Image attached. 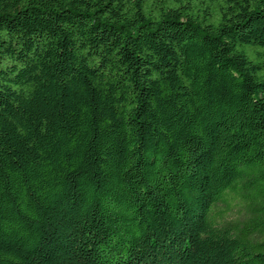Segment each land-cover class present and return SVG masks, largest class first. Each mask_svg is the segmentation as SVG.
Returning <instances> with one entry per match:
<instances>
[{"label":"trees","instance_id":"1","mask_svg":"<svg viewBox=\"0 0 264 264\" xmlns=\"http://www.w3.org/2000/svg\"><path fill=\"white\" fill-rule=\"evenodd\" d=\"M0 264H264V0H0Z\"/></svg>","mask_w":264,"mask_h":264},{"label":"rangeland","instance_id":"2","mask_svg":"<svg viewBox=\"0 0 264 264\" xmlns=\"http://www.w3.org/2000/svg\"><path fill=\"white\" fill-rule=\"evenodd\" d=\"M238 215V209L234 208L230 213H228V215L226 216L227 220H232L234 218H236Z\"/></svg>","mask_w":264,"mask_h":264}]
</instances>
